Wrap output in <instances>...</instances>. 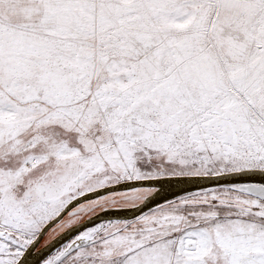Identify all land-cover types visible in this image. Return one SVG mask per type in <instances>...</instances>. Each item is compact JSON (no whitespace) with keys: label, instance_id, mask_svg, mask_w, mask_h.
<instances>
[{"label":"snow or ice","instance_id":"6c2138e0","mask_svg":"<svg viewBox=\"0 0 264 264\" xmlns=\"http://www.w3.org/2000/svg\"><path fill=\"white\" fill-rule=\"evenodd\" d=\"M0 264H264V0H0Z\"/></svg>","mask_w":264,"mask_h":264},{"label":"water","instance_id":"95a60500","mask_svg":"<svg viewBox=\"0 0 264 264\" xmlns=\"http://www.w3.org/2000/svg\"><path fill=\"white\" fill-rule=\"evenodd\" d=\"M179 188H183V187H188V188H193L194 186L193 185H179L178 186ZM60 243H63V241H61ZM57 247L59 246V244L56 245ZM55 250V249H53ZM31 259V258H30Z\"/></svg>","mask_w":264,"mask_h":264}]
</instances>
